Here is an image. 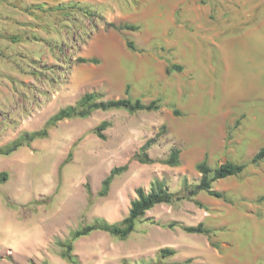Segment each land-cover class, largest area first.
I'll return each mask as SVG.
<instances>
[{
    "label": "rangeland",
    "instance_id": "374dc122",
    "mask_svg": "<svg viewBox=\"0 0 264 264\" xmlns=\"http://www.w3.org/2000/svg\"><path fill=\"white\" fill-rule=\"evenodd\" d=\"M125 85L160 109L63 120L0 155V264H71L61 255L71 232L120 223L155 179L180 199L146 211L125 239L75 240L76 264H264V160L251 164L264 146V0H0V151L85 93L116 99ZM148 139L155 163L131 161L99 197ZM173 148L179 165L160 163ZM203 160L246 167L212 183L223 198L189 197ZM200 223L208 235L182 230Z\"/></svg>",
    "mask_w": 264,
    "mask_h": 264
},
{
    "label": "trees",
    "instance_id": "16d2710c",
    "mask_svg": "<svg viewBox=\"0 0 264 264\" xmlns=\"http://www.w3.org/2000/svg\"><path fill=\"white\" fill-rule=\"evenodd\" d=\"M110 27L114 29H132L128 25L123 26H115L112 23L108 24ZM127 47L133 50V44L131 41L127 42ZM79 62H87V60L79 58ZM91 62H96L95 60H91ZM172 70L178 71L181 68L179 66L173 65L171 67ZM159 99L152 100L149 103H143L140 99H132L128 96V89L125 91V97L116 98V99H108L103 100L102 96L95 92L85 93L82 95L79 100L73 106H68L66 108L60 109L56 114H54L45 124V127L40 131L32 132L26 134L24 138L20 141L13 143L11 146L6 148L4 151H0V155H8L11 152L15 151L18 147L24 144H29L35 139L44 138L47 136L48 128L56 125V123L61 122L63 120L68 119H86L93 112L101 111H117L124 110L129 114H135L138 112H153L158 111L160 109ZM173 113L178 115L176 110H173ZM109 126V122L103 121L96 128L95 134L100 139H105L103 135V131ZM154 140L148 139L138 150V152L134 153L129 161L118 167H114L111 169L109 175L102 181L100 191L98 192L99 197H104L108 194L110 185L115 176L121 175L125 171L128 170L129 163L131 161H136L140 164H153L155 160L149 157L147 151L153 145ZM179 154L180 151L177 148H173L168 155V157L164 160H161L160 163L170 166L176 167L179 165ZM72 157V152H69L66 159L63 161L62 166L67 164ZM264 160V146L261 147L257 153L252 157L251 164H257ZM246 165L234 163L231 161H227L215 167L211 168L205 160L199 162L196 165V170L200 174L199 182L192 186V189L189 190L188 196L193 197L197 195L199 192L204 191L207 192L210 196L215 198H223L224 195L220 192L212 190V183L225 179L228 177L236 176L241 174ZM7 180V174L5 172L0 173V184L4 183ZM136 198L132 200L130 204V209L127 217H125L118 224H110L103 219L96 220L93 224L88 225L86 227L79 228L73 232H71L69 239H67L61 246L64 248L62 252V257L68 259L71 264H76L70 255L72 251V243L94 231H103L109 233L110 235L119 237L121 239L127 238L135 229L136 222L142 218L146 211L150 210L156 205L164 204V203H172L175 200L180 199L178 195L171 192L166 184L158 179H155L149 191H145L143 188H137L135 190ZM90 194V193H89ZM182 230L186 233L190 234H204L208 235L210 231L204 227L202 223L196 226L182 227ZM160 254L164 257L172 256L175 254V251L172 249H162Z\"/></svg>",
    "mask_w": 264,
    "mask_h": 264
},
{
    "label": "crops",
    "instance_id": "0c3cea01",
    "mask_svg": "<svg viewBox=\"0 0 264 264\" xmlns=\"http://www.w3.org/2000/svg\"><path fill=\"white\" fill-rule=\"evenodd\" d=\"M129 88H130V86L129 85H125V89H124V95L122 96V97H125V91H126V89H128V96L129 97H131L132 99H139L137 96H132L131 94H130V92H129ZM122 97H119V98H122ZM143 103H149V102H151L152 100H156V99H150V100H148V101H146V102H144L143 100H142V98L140 99ZM159 104H160V101H159ZM161 106V105H160ZM229 178V177H228ZM226 179V178H225Z\"/></svg>",
    "mask_w": 264,
    "mask_h": 264
},
{
    "label": "bare ground",
    "instance_id": "6f19581e",
    "mask_svg": "<svg viewBox=\"0 0 264 264\" xmlns=\"http://www.w3.org/2000/svg\"><path fill=\"white\" fill-rule=\"evenodd\" d=\"M41 176V175H40Z\"/></svg>",
    "mask_w": 264,
    "mask_h": 264
}]
</instances>
